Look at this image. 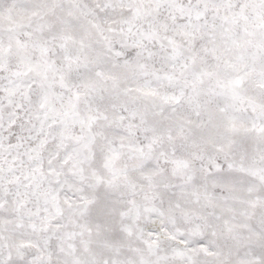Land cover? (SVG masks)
<instances>
[{"label":"snow or ice","instance_id":"obj_1","mask_svg":"<svg viewBox=\"0 0 264 264\" xmlns=\"http://www.w3.org/2000/svg\"><path fill=\"white\" fill-rule=\"evenodd\" d=\"M0 264H264V0H0Z\"/></svg>","mask_w":264,"mask_h":264}]
</instances>
